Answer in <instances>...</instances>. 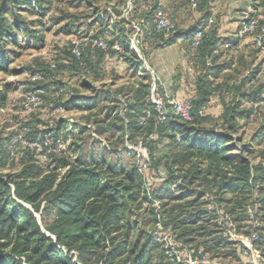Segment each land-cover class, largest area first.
Masks as SVG:
<instances>
[{"label": "trees", "instance_id": "trees-1", "mask_svg": "<svg viewBox=\"0 0 264 264\" xmlns=\"http://www.w3.org/2000/svg\"><path fill=\"white\" fill-rule=\"evenodd\" d=\"M62 1L2 0L0 4V74L39 75V81L27 79L33 86L30 94L43 91L39 108L83 114L81 123L60 120L43 131L30 124L22 127L28 130L26 141L69 140V152L46 154L13 144L20 133L0 139V169L17 160L20 166L14 175H0V264H187L168 259L151 232L158 221L183 245L202 249L211 259L242 264L246 252L240 242L222 234V224L235 234H255L253 247L264 257V119L247 141L242 131L261 116L264 84L253 85L258 69L236 82L234 76L247 71L251 62L240 57L233 67L232 58L220 61L225 52L236 48V40L220 38L213 29L205 32L201 24L182 30L173 18L175 33L164 37L152 24L159 0H134L129 21L111 24L98 10L85 25L81 17L68 13L53 19L54 24H62L57 32L65 35L88 33L96 25L89 40H102L104 50L92 47L88 40L78 46V56L69 45L53 65L12 69L20 49L43 46L37 28L43 26L41 20L54 3ZM213 1H197L202 19L209 16ZM65 2L72 8L91 5L89 0ZM260 5L264 7V0ZM112 10L121 15L115 6ZM131 22L140 31L141 58L131 48L135 32ZM197 33L202 38L193 50ZM180 40L187 44L198 73L191 121L170 114L160 122L150 97L151 75L143 68L146 47H166ZM114 45L121 51L114 50ZM250 48L253 58L261 53ZM113 55L127 65L126 84L117 85V74L103 69L105 58ZM12 85L0 83V108L6 106ZM159 95L164 98L157 87ZM212 98L221 106L218 117L206 113ZM127 144L144 147L152 167H163L167 173L166 181L152 193L160 201L158 213L151 207L143 210L142 204L151 201L144 194L136 165L115 157L134 155ZM37 157L46 162L39 163ZM211 203L222 207L223 223L218 222L216 210L208 209ZM249 208L256 227L241 225L249 221Z\"/></svg>", "mask_w": 264, "mask_h": 264}, {"label": "rangeland", "instance_id": "rangeland-1", "mask_svg": "<svg viewBox=\"0 0 264 264\" xmlns=\"http://www.w3.org/2000/svg\"><path fill=\"white\" fill-rule=\"evenodd\" d=\"M66 1H71V0H66ZM89 1L91 5L86 6L84 4L78 8H72L65 2V0L62 1L61 3L55 2L54 5L52 6V11L48 14L46 18L41 20L43 26H39L37 28L39 35H42L44 38L43 46L40 49H34V48L20 49L19 50L21 52L20 57L16 61H14L10 65V67L12 69H16L20 71V69H24L25 67H29V66L36 69L37 65H42V66L53 65L56 57H60L63 54V51L66 48H69V45H72L74 47L84 45L90 39V37L94 35L95 30H97V26L93 25L92 29H90L88 33L86 32H84L83 34L72 33L71 35H65L63 33H59L57 32V29L62 24L61 25L54 24L53 19H57L61 17L62 13L73 14L75 16L81 17L82 20L80 23H83L84 25L92 21L93 16L95 14V10H98V12L102 16H107L109 23L119 22L122 19H124L125 21L131 19L130 15L126 14L125 11H126V6H129L130 1L133 2L134 0H89ZM123 1H125V3H123ZM247 1H248V5H250L249 7L250 10H252L251 7H253L254 3L258 4L260 2L258 0H247ZM218 2H217L218 3L217 6H221L224 3L221 0H219ZM1 3L2 0H0V4ZM114 6L116 7L117 11H120L121 15L115 13L112 10ZM226 6H227L226 9H224L223 7L218 11L216 10L215 15L223 18L225 16H228L229 18V15L227 14L229 9L228 4ZM186 10L187 9L183 10V12L181 13L182 16L179 20L183 26H187L192 18L191 12L190 13L187 12L186 14L185 13ZM260 15L263 16L264 11H261ZM260 15L258 16L256 15L255 18L260 19L259 18ZM28 19L31 20L35 18L28 17ZM183 26L179 27L178 25L179 28H183ZM135 27L137 26H134L133 29ZM22 45H27V44L23 43ZM29 45H31V43H29ZM147 50L148 47L146 48V53H149V50L148 52ZM108 67L111 68V70L110 69L107 70L108 72L114 71V73L117 74V81H116L117 85H123L128 82V77L130 74L127 71V69H125L122 62H117V61L113 62L112 65ZM247 71L243 70L241 74H245L244 77H247L248 75L246 73ZM25 74L26 73L21 74L20 72V74H17L16 76H12V77H4L3 75L0 74L1 85H4L7 82L13 83V85L9 89L8 101L6 106L4 108H0V139L2 141H6V139L10 138L13 134L21 133L24 129H26V128H22L23 125L25 124L32 125V127H34L37 131H43L47 129V127H52L53 124L57 123L60 120L67 121L68 123L82 122L81 117H83V114L77 111L67 112L60 109L51 111L49 109H45V108L42 109L39 108L38 106L34 107L30 105V103L28 102V96L33 86L27 82L28 80L25 77ZM241 76L242 75L234 76L237 77L236 78L237 82L241 80L240 78ZM185 78L188 79L189 77L186 75ZM62 81L66 82V79H62ZM75 82L76 80H72L71 83L74 84ZM259 84H264V69H261V72L257 76V80L253 82L254 87H256ZM97 86L99 85L97 84ZM156 87H158V85ZM51 95L52 94L50 93L49 97H51ZM158 97L163 98L160 95ZM167 98L168 97L164 95L163 99L167 101ZM63 99L65 98L63 97ZM214 99H216L217 101L214 102V104L212 105V110L210 113L216 116L217 115L216 110L219 102L217 98ZM260 106H261L260 110H262L261 116L259 118H254V121L252 123L243 127L242 131L245 133V141H247L248 137L258 127L260 121L264 119L262 117V115L264 114V105L262 104ZM68 128L71 127L68 126ZM72 132H75V129H72ZM69 143L70 141L68 140L67 144ZM139 146L141 145L138 144L136 146H131L130 144H127L126 147H129L134 152V155L131 158L126 157V155L124 154L115 157L116 158L119 157L120 159H122L124 163H128L131 161L132 164L136 165L138 173L140 174L144 183L143 184L144 194L151 201V204L150 202L148 204V202L146 201L142 204L143 210L144 209L148 210L151 207L155 211V213H158L161 210L160 201L157 199H153L152 193L154 189H157L164 181H166L167 173L163 167H157V168L152 167L147 152H146L145 161L143 163H139L136 152L140 148ZM142 148L146 151L144 147ZM66 151L69 152L70 149L66 148ZM69 154L72 155L71 152ZM17 161L15 162L14 165L10 163L8 164V167L4 169H0V175H14L18 173L20 170V166L17 163ZM37 161L38 162L40 161L42 163L46 162L44 157H37ZM144 164L146 165V167H144ZM159 172L164 173V181H160L161 176ZM171 188L173 190L174 187ZM206 200L210 201V198L206 196ZM208 209L210 211L216 210L219 220L218 222L223 223L225 221L222 207L216 206L214 203H211L208 204ZM248 210H249L248 213L250 215L249 221L245 222L246 224L242 223L241 225L256 227L258 223L253 218L254 213L251 211L252 209L249 208ZM36 216L39 218V215ZM224 227L225 226H223L222 224V228H219L222 230V234L224 235L225 230L231 231L234 237L237 239V241L235 242H240L241 244H242L241 241H244L245 244L250 242L252 234L250 236L249 235L244 236L243 234H241L242 232L240 234H235L232 230L226 229ZM247 230H248L247 228L242 229V231H247ZM151 232L153 233L157 242L163 246V249L166 252L168 259H170L171 256L175 257L176 255L178 256L180 255L184 260L190 258L192 261L195 260L198 262H200L201 260H209L210 263H214V264H239L237 262H231L229 259L227 260L211 259L210 255L208 253H204L202 249L196 250L192 246L183 245L182 242L178 241L175 238V236L172 234V232L169 229H165L163 227L160 221H158L152 227ZM243 248L247 253L245 252L242 255V264H264V257L261 255L260 252L254 249L252 242H250L249 246L243 245Z\"/></svg>", "mask_w": 264, "mask_h": 264}, {"label": "crops", "instance_id": "crops-1", "mask_svg": "<svg viewBox=\"0 0 264 264\" xmlns=\"http://www.w3.org/2000/svg\"><path fill=\"white\" fill-rule=\"evenodd\" d=\"M218 1L219 0H214L209 5V16L205 19H202L203 12L198 10V4L196 6H191L186 0H159L158 9H161L168 17L173 18L178 23L179 27L183 26L179 21L183 10L187 9L185 12L186 14L187 12H191V21L187 26L180 28L182 30H186L201 24L203 25V30L205 32L213 29L217 32V35L220 38L235 39L237 42L236 48L225 52V57L220 59V61L229 60L232 58L233 67L237 65V59L240 57L247 64L251 62L249 66L250 70H248L246 73L249 75V73L254 71V69H258V71L255 73V80H257V76L261 72V69H264V55L259 53L253 58L249 39L247 37H239L238 30L241 23L245 19L260 15V12L264 11V7L261 5L259 6V2L256 8L253 6L251 7L252 10H250V5H248L247 0H221L224 3L221 6H217L219 3ZM227 4L229 7L227 13L229 18L228 16H225L224 18L216 16V10L218 11L223 7L226 9ZM132 9L133 6L132 2L130 1L129 6H126L125 13L130 15ZM100 16L103 17L101 14ZM259 18L264 19V15H260ZM131 25L132 27L136 26V22H131ZM187 48V44L181 40L176 44L166 47L154 49L148 47L149 53H147L148 56L146 55L143 62V68L149 73L152 72L150 73V75L152 74V82L156 83V86L158 85L159 89L163 91V94L166 97L173 98L178 101H184L187 98L192 99L196 95L195 82L198 73L195 71L194 64L191 60L192 54H190ZM116 61L122 62L125 69H127V65L117 55L107 56L104 61L103 69L111 70V68L108 66L112 65V63ZM186 75L189 77L188 79L185 78ZM241 75L242 76L240 78L243 79L245 74ZM240 81L241 80L238 82ZM216 101V99L212 98L206 107V113L213 117H218L221 113L220 103H218L217 106V115L214 116L212 113H210L212 110V105ZM246 105L250 106V104ZM256 107L257 106L254 105V108Z\"/></svg>", "mask_w": 264, "mask_h": 264}, {"label": "built area", "instance_id": "built-area-1", "mask_svg": "<svg viewBox=\"0 0 264 264\" xmlns=\"http://www.w3.org/2000/svg\"><path fill=\"white\" fill-rule=\"evenodd\" d=\"M198 0H188L189 4L191 6H195ZM152 24L154 25L155 31L157 33H162L164 37H170L171 34L175 33L173 30V24L171 22V18L168 17L161 9H157L153 16H152ZM135 32L130 38V44L131 48L138 53L139 58H141V55L139 54V50L137 48L139 44V28L135 27ZM238 36L239 37H247L249 39V44L256 47L257 49L260 50V52L264 55V19L260 20L258 18H247L245 19L239 28L238 31ZM202 38L201 33H197L192 41L191 47L193 50H195ZM173 39V37H172ZM90 44L92 47H96L99 49L104 50L106 48L105 43L102 40H89ZM226 48L228 45L225 46ZM114 50L116 51H121L120 47L118 45L113 46ZM73 52L75 53L76 56L79 55V48L77 46L74 47ZM25 77L32 81H39L41 80V77L39 75H34L31 76L30 74H25ZM156 90L157 87L155 83H152L151 89H150V94H151V101L156 107L157 111V118L160 122H163L166 120L168 115H174L176 117H179L180 119L184 121H191V115H190V110H191V99L187 98L184 101H178L175 99H170L167 101L168 107L165 106L164 101L162 98L156 96ZM43 94L42 90H38L35 94H29L28 96V102L30 105L37 107L40 103V98L39 95ZM261 103L260 105H262ZM200 115H203V111H199ZM28 132L27 129H24L19 135L16 136V138L13 140V144H20L22 146H25L28 149L34 150L36 152H45L46 154L50 153H60L62 151H65L67 148V141H64L62 139L56 140L54 142V139L51 137H46L42 142L38 141H26L24 139V135ZM179 140V139H177ZM140 148L136 151L137 152V158L139 160V163H143L146 159V151L139 146ZM128 149H130L128 147ZM144 167L146 165L144 164ZM161 179L160 181H164V173L159 172ZM225 237H229L230 239L237 241V239L234 237L231 231H226L224 232ZM257 239L255 234H252L250 242H253ZM243 245H250V242L245 244L244 241H241ZM250 250V249H249ZM171 261H175L178 263H187V264H214L210 263L209 260H201L200 262L198 261H192L190 258L184 260L182 257L179 255L171 256L170 257Z\"/></svg>", "mask_w": 264, "mask_h": 264}]
</instances>
